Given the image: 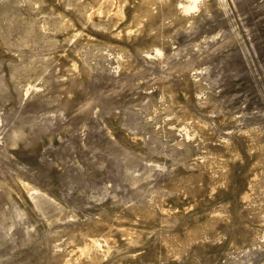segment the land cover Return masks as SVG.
Returning a JSON list of instances; mask_svg holds the SVG:
<instances>
[{"label": "rangeland", "instance_id": "1", "mask_svg": "<svg viewBox=\"0 0 264 264\" xmlns=\"http://www.w3.org/2000/svg\"><path fill=\"white\" fill-rule=\"evenodd\" d=\"M0 264H264V0H0Z\"/></svg>", "mask_w": 264, "mask_h": 264}]
</instances>
